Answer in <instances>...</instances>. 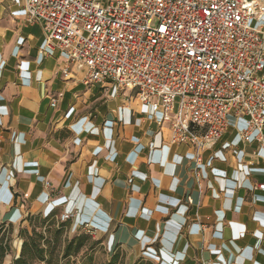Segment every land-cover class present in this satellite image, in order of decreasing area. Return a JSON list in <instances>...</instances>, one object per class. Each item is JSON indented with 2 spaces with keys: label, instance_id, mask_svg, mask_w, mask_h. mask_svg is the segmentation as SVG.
<instances>
[{
  "label": "crops",
  "instance_id": "crops-1",
  "mask_svg": "<svg viewBox=\"0 0 264 264\" xmlns=\"http://www.w3.org/2000/svg\"><path fill=\"white\" fill-rule=\"evenodd\" d=\"M25 18V0H0V224L76 212L70 229L123 264H264V148L241 139L246 119L229 115L197 179L159 110L86 85Z\"/></svg>",
  "mask_w": 264,
  "mask_h": 264
},
{
  "label": "built area",
  "instance_id": "built-area-1",
  "mask_svg": "<svg viewBox=\"0 0 264 264\" xmlns=\"http://www.w3.org/2000/svg\"><path fill=\"white\" fill-rule=\"evenodd\" d=\"M25 10L44 51L66 53L86 85L113 83L159 110L169 143L195 149L197 179L230 114L264 148V0H25Z\"/></svg>",
  "mask_w": 264,
  "mask_h": 264
},
{
  "label": "trees",
  "instance_id": "trees-1",
  "mask_svg": "<svg viewBox=\"0 0 264 264\" xmlns=\"http://www.w3.org/2000/svg\"><path fill=\"white\" fill-rule=\"evenodd\" d=\"M33 220H43L44 223L46 222H55L57 223L58 227L65 228L70 227L68 222H61L57 217L55 218H39V217H28L27 221ZM5 225L2 224L0 226V258H3L7 255L9 251V246L7 243H4L5 239ZM60 229H55L53 231L54 240L48 241L45 237L44 233L37 232L33 229V233H29L28 230L24 231L22 243V249L20 255L14 260L13 264H33L34 262L38 261L45 264H70V257L77 255L84 246V238L86 236H78L74 237L72 240L68 241L64 246L62 252L58 250V243L61 238ZM85 235L93 237L85 233ZM96 242V241H95ZM52 244V245H51ZM97 244V243H96ZM47 245H50L47 248ZM62 261H66L62 263ZM120 254L116 253L111 261L107 264H120Z\"/></svg>",
  "mask_w": 264,
  "mask_h": 264
},
{
  "label": "rangeland",
  "instance_id": "rangeland-1",
  "mask_svg": "<svg viewBox=\"0 0 264 264\" xmlns=\"http://www.w3.org/2000/svg\"><path fill=\"white\" fill-rule=\"evenodd\" d=\"M1 225L2 224H0V226ZM4 225L6 230L4 243H7V245L9 246V251L5 257L0 258V264H13L14 260L21 253L23 243L21 237H23L24 231L28 230L29 233H33V229H35L37 232L44 233L48 241L54 240L53 231H55V229H60L62 233L58 243V250H60L61 252L66 243L72 240L74 237L82 235L86 236V238H84V246L81 251L77 255H74L68 259L70 260V264H107L109 261H111L104 250L96 244L95 240L85 235V232L83 231H72L70 227H65L62 229L58 227L57 223L55 222L44 223L43 220H33L31 222L28 221L25 224L22 223L20 225L14 226L7 223H5ZM49 246L50 245H47V248ZM64 262L66 261H62V263ZM33 264L45 263L36 261ZM120 264H123V262H120Z\"/></svg>",
  "mask_w": 264,
  "mask_h": 264
}]
</instances>
